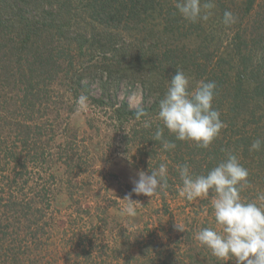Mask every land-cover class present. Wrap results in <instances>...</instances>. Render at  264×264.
Returning <instances> with one entry per match:
<instances>
[{"label": "trees", "instance_id": "trees-1", "mask_svg": "<svg viewBox=\"0 0 264 264\" xmlns=\"http://www.w3.org/2000/svg\"><path fill=\"white\" fill-rule=\"evenodd\" d=\"M256 2L214 0L215 8L208 21L190 23L175 10V0H0V264H42L43 246L37 232L47 228L52 236L55 228L48 213L61 187L78 209L77 214L90 211L80 205L84 185L81 175L92 172L98 156L85 140L69 133L67 125L70 114L77 109L80 94L87 95L99 112L86 117L87 127L98 129L97 121L102 115L106 120L101 122L106 124L102 135L110 140L106 146L100 145V162H108L112 154L109 145L116 144V138L127 127L119 144L136 146L137 152L131 157L136 167L150 174L160 163H167L169 187L157 193L164 202L181 187L178 165L187 162L194 174H206L224 159L223 150L233 151L249 170L250 186L241 192V197L254 200L264 192V149L249 150L255 139H264V65H252L246 48V35L252 31L242 20L249 16ZM226 10L237 17V22L226 28L234 29L235 37L230 52L215 54L216 59L210 63L211 74L206 70L212 54L208 47L191 50V58L178 48L167 55V64L165 58L156 59L164 52L159 53V48L151 43L142 51L132 42L126 48L115 47L116 36L108 31V26L122 23L125 28L144 31L142 42L149 38L157 45L155 39L188 37L192 28L203 44L210 20L222 27ZM161 24L162 28H155ZM150 26L155 29L148 30ZM260 33L263 38L264 29ZM151 52L159 53L154 60ZM200 57L203 63L199 65L204 71L199 77L216 83L213 107L220 112L225 127L207 149L190 141H176L165 129L164 137L174 141L176 148L164 151L160 142L152 140L156 128L163 127L157 119L159 101L177 70L191 75L192 65ZM261 58L264 57L258 60ZM123 78L130 85L141 83V105L147 117L136 120V107L115 97ZM97 80L102 94L95 97L90 93V82ZM191 90L193 87L189 86ZM144 119L151 121L150 128L143 126ZM58 134L64 135L62 141L56 140ZM58 162L64 165L60 176L54 172ZM214 198L215 193L210 190L199 202L211 205ZM94 207L106 211L101 203ZM198 212L186 213L184 231L170 222L176 230L173 239L160 233L165 231L160 217H156L153 229L148 219L141 227L129 230L135 238L137 254H127L122 264H235L234 258L220 260L195 240L202 227H217L214 214L210 221L200 218ZM83 214L75 216V223L86 222ZM103 216L98 212L97 221L115 235L112 229L116 227L107 225V216ZM21 228L24 235L18 231ZM116 230L124 234L122 227ZM68 237V252L76 253L77 248L84 252L77 255L79 260L74 264H101L92 255L91 239L80 229ZM96 247L106 251L105 245Z\"/></svg>", "mask_w": 264, "mask_h": 264}, {"label": "rangeland", "instance_id": "rangeland-1", "mask_svg": "<svg viewBox=\"0 0 264 264\" xmlns=\"http://www.w3.org/2000/svg\"><path fill=\"white\" fill-rule=\"evenodd\" d=\"M242 20L245 22L247 28L252 31L246 35V48L252 56V65H259L260 63L264 65V58H261L260 61L258 60L260 56L264 57V33L263 38L259 37L261 35L260 32L264 29V0H257L249 16L243 17ZM210 22L211 24H209L204 30L207 39L203 44L200 38H196L197 32L196 30L193 31L192 28L189 31L190 33L188 32L190 34L188 37L181 36L176 40H167L164 38L160 41L155 39L157 45L153 44V40L148 41L149 38L145 42H142L144 31L137 32L136 30L125 28L126 26L124 27L122 23H119V25L113 24L112 27L108 26V31L116 36L117 45L115 47L126 48L129 47V44L132 42L136 45L137 49H141L142 51V48L146 49L151 43L154 48H159V53L162 51L164 52L162 57L159 55L157 58L156 56L159 53L156 54L151 52V58L153 60L154 58L157 60L165 58L167 64V55H171L170 52H174L178 48L182 50V54L187 52V55H189L191 50L208 47V49H210L209 51H212L209 53L212 54H209L211 61L208 62L206 70L211 74L212 69L210 63L212 62V59H216L215 54H217L218 51L223 50L231 51V44L235 37V30L226 29L227 26L224 24H222L221 27L219 26V23L215 21L210 20ZM259 25L262 29H257ZM157 27L162 28V24L160 26H155V28ZM155 28L150 26L148 30ZM170 49L171 51H169ZM188 57L191 58L190 55ZM199 63H203L202 57L196 60L192 65L191 75L188 73L192 77L189 86H192L193 89L196 86V82L201 80L199 75L204 71ZM156 64L160 65L158 62ZM183 65L186 67L188 66L187 63ZM167 67L168 65L166 68ZM203 77H205V75ZM84 82H86V79ZM98 83L99 80L90 82V93L95 97L102 94ZM115 94V97L119 101L124 99L131 107H136L138 104H141L143 99L141 83L135 82V84L130 85L124 78L118 83ZM98 113L99 112L96 111L89 102L88 107L85 110L76 109L75 112L70 114L67 124L69 133L77 134L78 138L85 140L84 143L93 153H97L98 156L97 161L95 162L94 160L95 164L92 172L87 175H81L84 185L81 187L82 196H80L79 201L81 202L80 205L82 209L90 208V211L87 214H83L84 211L82 210L77 214L78 209L73 206L65 189L61 187V189L58 190L54 195L52 207L48 213L50 220L53 223V228L56 230L53 229L54 232L52 236L47 228L44 230L39 229L37 232L38 237L42 241V245H40L43 246L41 249L43 251L40 253V261L42 264H74L76 260H79L76 258L77 255H83L84 253L79 250L80 248L76 249V253L74 251H67L69 250L68 242H70L68 235L72 234L77 229H80L84 235L91 239V246L93 247L92 255L97 263L122 264L123 257L127 254H137L135 238L131 233H128V231L136 227H141L148 219H151L150 227L153 229L157 224L156 217H160L165 228V231L160 233H165V235L168 234L171 239H173L172 236H174L173 234L176 230L171 228L170 222H172L173 225L177 224L183 226L186 213L192 214L195 210H198L200 218L212 221L214 212L213 209H211V205L200 204V198L192 201L186 200L179 195V192L172 196L168 195L165 202L159 194H155L152 197H146L142 194H132V200L140 203L136 208L137 215L135 217L121 215L122 208L126 204V201H123L122 199L131 192L133 188L132 181L138 179V173L144 170L136 167L132 162L131 157L137 152L136 146L132 143H127L125 146L119 144L120 136L124 133L127 127H125L123 132H121L116 138V144L109 145L110 149H112V154L108 162L104 163L103 160L100 162V145L104 147L106 146L105 143H108L110 140L108 136L102 135L103 130L105 129L104 126H106V124L102 125L103 123H101L105 120L104 116L102 115L100 120L97 121L99 125L98 129H89L85 122L86 117L92 115L97 116ZM99 129H102L101 134L97 132ZM63 139L64 135L62 134L56 136L57 141H62ZM114 145L118 146V148L115 149ZM63 171L64 165L61 162L56 163L54 166V172L60 176ZM1 175L2 174H0V177ZM63 187L65 188L64 185ZM97 203H101L102 206L106 208V211L100 212V210L95 209L94 206ZM98 212L101 216H103V213L106 214L108 220L106 223L107 225H114L116 227L115 229H112L115 235L111 233L109 228L102 226V223L97 221L96 215ZM156 212H158V214ZM82 214L86 222L83 223L81 220L80 222L75 223V216L79 215L81 217ZM121 227L124 230V234H120L116 230ZM216 229L218 231L220 230L218 225ZM18 231L21 235H24L25 230L23 228ZM156 231L159 232V230ZM29 235L30 233L28 236ZM62 236H66L65 241L62 240ZM96 244L105 245L106 251L104 252L102 249H98Z\"/></svg>", "mask_w": 264, "mask_h": 264}, {"label": "clouds", "instance_id": "clouds-1", "mask_svg": "<svg viewBox=\"0 0 264 264\" xmlns=\"http://www.w3.org/2000/svg\"><path fill=\"white\" fill-rule=\"evenodd\" d=\"M175 10L187 22L208 21L215 8L214 0H175ZM237 17L225 11L222 23L234 25ZM192 77L183 70H177L169 80L167 90L159 101L157 119L163 127H157L152 140L158 141L164 151L176 148L174 141L164 137V131L172 134L176 141H190L197 147L207 149L225 127L220 112L213 107L216 94L214 81L200 80L189 91ZM77 109L85 110L89 98L80 94L76 99ZM148 113L141 104L136 106V120L147 117ZM143 126L150 128L152 123L143 120ZM264 149V139L257 138L250 145V151ZM224 151V159L206 174H194L185 162L178 165L181 181L179 195L192 201L207 197L209 191L215 193L211 201L214 220L220 230L202 227L195 240L207 247L213 256L220 260H235V264H264V192L258 193L254 200L241 197V192L250 186L249 170L244 167L238 156L230 150ZM133 188L122 200L126 201L121 215L135 217L137 201L132 194L152 197L158 190H167L168 165L160 163L150 174L140 171L138 179L132 181ZM179 231L183 226L175 224Z\"/></svg>", "mask_w": 264, "mask_h": 264}]
</instances>
